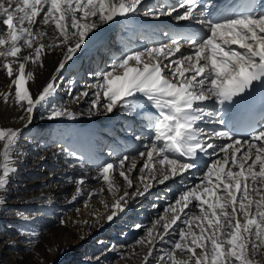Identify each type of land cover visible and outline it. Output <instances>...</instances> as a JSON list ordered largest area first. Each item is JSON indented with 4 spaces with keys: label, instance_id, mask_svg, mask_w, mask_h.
Masks as SVG:
<instances>
[{
    "label": "snow or ice",
    "instance_id": "6c2138e0",
    "mask_svg": "<svg viewBox=\"0 0 264 264\" xmlns=\"http://www.w3.org/2000/svg\"><path fill=\"white\" fill-rule=\"evenodd\" d=\"M137 14L186 21L189 26L199 25V30L166 33V42L153 40L143 48L129 49L74 97L79 101L92 90L90 115L101 110L113 113L117 108L134 115L154 110L146 120L152 131L150 142L138 153L142 188L127 190L135 186L131 176L138 167L136 156L103 162L93 179L106 185L113 201L101 200L110 214L93 213L96 222H114L132 199L145 196L154 184L200 170L204 161L198 182L181 190L136 241L148 246L144 264H150L156 244L169 236L175 238L170 248L162 250L157 264H254L252 256L264 250V125L242 138L225 109L257 85L264 86V0L235 4L226 0H158L156 4L149 0H0V71L10 79L3 99L7 103L11 96L25 113L20 118L30 124L34 110L57 92V74L90 35L118 17ZM54 48L62 50V58L51 79L33 95L30 82L35 80V69L43 67L46 52ZM60 117L74 119L76 113L52 104L45 118ZM20 133L19 128L0 127V207L6 203L9 177L17 171L13 153ZM64 151L80 168L85 167L77 153ZM117 172L127 186L123 194ZM74 182L72 199L81 195L86 178L82 175ZM103 191V187L98 190Z\"/></svg>",
    "mask_w": 264,
    "mask_h": 264
},
{
    "label": "bare ground",
    "instance_id": "6f19581e",
    "mask_svg": "<svg viewBox=\"0 0 264 264\" xmlns=\"http://www.w3.org/2000/svg\"><path fill=\"white\" fill-rule=\"evenodd\" d=\"M157 2L158 0L151 1L150 3L156 4ZM119 18L121 17L116 18L113 22L100 26L90 35V38L87 40L86 45L82 47V50L66 65L65 69L57 74L59 77L57 80L58 86H60L62 79L65 78L68 72L81 73L78 70L88 68L92 63L95 64L93 57L97 58L96 61L102 59L103 54L109 50L108 45H110H106L104 41L112 38L116 29L121 25L117 23ZM127 18H133V16L130 15ZM127 18H125L123 25L125 29L128 30V34L122 35L123 40L126 36L133 35L132 27L134 25L132 22L127 21ZM152 19L160 20L167 19V17ZM170 21L175 22L172 19H170ZM182 22L185 24L187 23L186 21ZM157 28H161L163 31L175 30V28L163 24H153L150 29L158 31ZM186 28L188 30L190 29L188 27ZM112 49L116 50L114 47H112ZM24 54H27V50H25ZM62 54L60 48H54L46 52L43 60V67H36L35 80L34 82H30V91L33 95L38 94L43 86L51 79L58 66L59 60L62 58ZM78 75L80 74H76L74 78ZM94 77L95 75H88L86 77L91 79L83 85L84 89L87 88L88 85L94 83L92 82ZM9 84L10 79L7 78L3 71H0V127L21 129V133L18 136V147L13 153L17 171L9 177L10 182L7 184L5 190L8 192L6 195L8 196L10 194V198H12L9 200L10 205H12L10 210L20 223L26 224L31 227L32 230H37V226H41L43 222L50 225L51 235L55 239L52 242V248L41 254L42 264H59L64 252H68L73 246H76L74 251H78L84 247L87 248L89 240L93 237L94 233L100 231V227L106 226L107 228H111L118 220L119 217L116 218L114 222L106 223L100 220V222L97 223L89 222L88 220L83 221V218L80 222H76L68 219L62 212L68 206L73 207L79 200H83L85 203L89 200H93L96 196L99 197V200H104L108 204L112 203L113 196L107 192L106 185H104L101 180L93 179V177L96 176L98 166L103 162L122 158L125 155V150L128 148L126 142L132 132L152 135V131L146 127L147 116L150 113L147 112L134 115L132 112H126L123 109L117 108L112 115L109 117L107 116V119L93 122L88 119L92 118V115L79 114L71 110L76 113L74 119L60 117L48 120L45 118L48 111L43 112L45 104H42L34 110L33 119L31 123L28 124L26 118H20L25 116V113L13 103V98L10 96L7 103H5L3 99V94L9 90ZM81 91H77L78 94ZM91 91L92 90H90L89 96L82 98L78 102L75 99L71 103H67L68 105L64 104L66 101L62 104L56 101L59 95L62 96L63 92H56L49 101L51 104L61 105L69 110L74 102H77L75 105L77 107L80 105L90 106L88 99L92 96ZM107 114L105 113L104 115ZM25 124H28V126L25 127ZM50 135H56V138H59L57 139L58 145L50 150H45L44 145ZM130 148H132V146H130ZM64 149L77 153L85 163V167L83 169L80 168L78 161L68 158ZM139 161L140 158L137 157V164ZM69 165L72 166L70 167ZM203 166L204 161H201L200 169H202ZM196 174V171L191 172V174L187 176L177 177L170 181H174V183L178 185H183L182 183H185L186 187L189 184L198 182ZM82 175L86 178L83 191L76 199H72L76 190L74 181L77 177ZM115 179L119 185L122 184V178L119 177L118 172L115 174ZM157 185L159 184H154L153 187H157ZM102 187L105 191L98 192ZM89 192H97L98 194L90 197L88 195ZM56 201H61L60 208L55 206L54 203H56ZM130 204L131 201L129 205ZM158 206H161V204ZM80 208L83 209L82 207ZM102 210L106 212V209L102 206L99 213H101ZM3 211L5 212L4 209ZM84 211L86 214V210ZM18 213H22L23 216H28L29 219L24 220L23 216ZM106 214H110V210H108ZM3 220L0 219V224L4 223ZM62 220L64 223H61ZM4 233V231L0 230V258L2 255H5L7 251H11L12 247L9 245H14V241L16 240L9 238V235H6V233L4 237H1ZM168 242L169 238L165 242H158L153 256L149 259L157 261V258L162 254V250L165 249L164 247L166 244L168 245ZM14 262L20 264L18 259Z\"/></svg>",
    "mask_w": 264,
    "mask_h": 264
},
{
    "label": "rangeland",
    "instance_id": "374dc122",
    "mask_svg": "<svg viewBox=\"0 0 264 264\" xmlns=\"http://www.w3.org/2000/svg\"><path fill=\"white\" fill-rule=\"evenodd\" d=\"M142 12L143 9H141V13ZM143 32H146V34ZM124 34H128V30L125 29L123 24H121L114 32L113 37L105 40L106 42L104 41L106 45H110H108L109 50L104 53L100 61H96L97 58L93 57L95 64L92 63L90 64V67L78 70L81 73L68 72L65 78L62 79L60 86H58L57 92L63 93L62 96H58L56 101L61 102V104L66 101L64 103L65 105L67 103H71L73 100H75L74 97L77 96V91L83 90V85L87 81H90L91 78H86L88 75L94 76L100 70L106 69L114 58L122 54H126L129 49L143 48L148 46V44L153 40H160L163 42H166L167 40L165 33H156V31L147 32L146 27L138 31L136 34L126 36L123 40V37L121 36ZM110 46L116 48V50H113ZM76 74L80 75L74 78ZM70 81L72 82L71 87L73 89L71 95L68 91L70 87ZM92 82H95V80L93 79ZM91 99L92 96H90L88 101L90 102ZM77 102L72 104L70 110H73L79 114L89 115L88 109L90 106L80 105L77 107L75 106ZM44 106L43 112H47L51 108L52 104L49 101ZM113 113L104 115L105 113L101 110L100 113L92 114L93 117L88 119L89 121L99 122L107 119V116L109 117ZM149 113L154 114V110L153 112ZM146 127L148 126L146 125ZM149 130L151 131L150 128ZM137 136H140L141 139H136ZM150 137L151 135L132 132L126 142L128 148H130V146H132V148H126L127 150H125L124 154L128 155L129 157H139L138 153L145 150V145L150 142ZM57 139L59 138H56V135H50L46 140L47 142H45L44 149L50 150L54 146L58 145ZM137 165V169L133 171L131 176L135 186L133 188L127 189L129 193L134 192L136 187L142 188V185L138 182V177L141 175L139 167L142 166V159H140ZM202 170L203 168L200 170H190L187 174H185V176L196 171V176L199 177ZM182 184L183 185H178L177 183H174V181L172 182L169 180L164 184L157 185V187H152L145 196L132 199L131 204L128 206V210L125 212V214L119 216L120 219L118 218L113 227H100V231H98V233H94L93 237L89 240L87 248L84 247L83 249L74 251L76 246H73V248L70 249L71 251L69 250L68 252H64V255L61 258L62 260H60L59 264H144L143 257L147 253L148 246L146 244H137L136 241L140 237L145 236V229L152 226L153 221L163 213L167 204L170 201H174L179 192L184 189L185 183ZM120 187V194H123V190L127 187L123 182V179ZM7 193L8 192L5 191V195ZM10 197V194L8 196L6 195V203H3V206L0 207V219H4V226L3 224H0V230L4 231L6 235H9V238L16 240L14 241L15 244L11 246V251L9 250L10 252L7 251L5 255H2L0 262H2V264H16L14 261L18 259L20 264H42L41 254L52 248V242L55 239L51 235L50 225L43 222L41 226H37V230H32V228L26 224L20 223L10 210L12 207V205L9 203V200L12 199ZM97 197L98 196L85 203L83 200H79L73 207L68 206L66 209H64L62 214L64 216L66 215L68 219L76 222H80L83 218V221L88 220L89 222H96V217L93 215V213H98L99 215L106 214L104 210L99 213V210L103 205L101 204L99 197ZM59 202L56 201V203H54L57 208L61 207V201ZM160 204L161 206H158ZM153 205L156 206L153 207ZM84 210H86V214ZM101 222H104V220L102 219ZM136 225H141L142 227L137 228ZM159 230L162 231V228ZM33 232L37 234L35 237L32 236ZM5 233L4 235L2 234L1 237H4ZM174 238L175 237L173 236L169 237V242L168 245L166 244L164 247L165 249L170 248V241ZM252 259L254 264H264V250L252 256ZM149 260L150 264H157V261L152 259Z\"/></svg>",
    "mask_w": 264,
    "mask_h": 264
}]
</instances>
